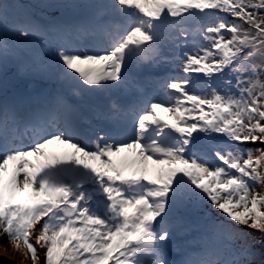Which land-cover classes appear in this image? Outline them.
I'll use <instances>...</instances> for the list:
<instances>
[{
  "label": "snow or ice",
  "instance_id": "6c2138e0",
  "mask_svg": "<svg viewBox=\"0 0 264 264\" xmlns=\"http://www.w3.org/2000/svg\"><path fill=\"white\" fill-rule=\"evenodd\" d=\"M0 241L264 264V0H0Z\"/></svg>",
  "mask_w": 264,
  "mask_h": 264
},
{
  "label": "rangeland",
  "instance_id": "374dc122",
  "mask_svg": "<svg viewBox=\"0 0 264 264\" xmlns=\"http://www.w3.org/2000/svg\"><path fill=\"white\" fill-rule=\"evenodd\" d=\"M22 2L24 3H39V0H22ZM10 79V83L11 82H16L15 80L12 79V77H9ZM16 83H14L13 87L15 86ZM11 85V84H10ZM9 85V86H10ZM32 86H41L44 88V90L46 91L47 89H52L55 87L54 83H50L48 85V82H45L41 85H28L26 87L29 88V90L32 88ZM12 87H10L11 89ZM0 252H4V253H9L10 255H12L14 258H16L21 264H30V260L27 259L24 255L23 251H19L15 248L14 245H10L4 241H0Z\"/></svg>",
  "mask_w": 264,
  "mask_h": 264
},
{
  "label": "water",
  "instance_id": "95a60500",
  "mask_svg": "<svg viewBox=\"0 0 264 264\" xmlns=\"http://www.w3.org/2000/svg\"><path fill=\"white\" fill-rule=\"evenodd\" d=\"M0 264H21L9 253L0 252Z\"/></svg>",
  "mask_w": 264,
  "mask_h": 264
},
{
  "label": "trees",
  "instance_id": "16d2710c",
  "mask_svg": "<svg viewBox=\"0 0 264 264\" xmlns=\"http://www.w3.org/2000/svg\"><path fill=\"white\" fill-rule=\"evenodd\" d=\"M40 1V0H39ZM193 27H197V25H193ZM174 75H183V73H181L180 71H179V69H176V71L173 73ZM14 83H16V82H11L10 84V86L9 87H13V85H14ZM50 83L48 82V85H49ZM32 87H37V86H32ZM38 87H41V86H38ZM161 98L162 99H167V97H165L164 95H163V93H161Z\"/></svg>",
  "mask_w": 264,
  "mask_h": 264
},
{
  "label": "bare ground",
  "instance_id": "6f19581e",
  "mask_svg": "<svg viewBox=\"0 0 264 264\" xmlns=\"http://www.w3.org/2000/svg\"><path fill=\"white\" fill-rule=\"evenodd\" d=\"M38 87V86H37Z\"/></svg>",
  "mask_w": 264,
  "mask_h": 264
}]
</instances>
